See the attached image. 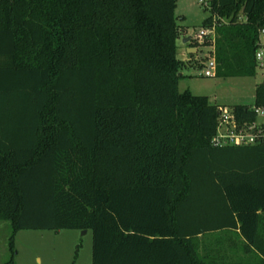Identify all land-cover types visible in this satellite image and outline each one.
I'll return each instance as SVG.
<instances>
[{"label": "trees", "instance_id": "1", "mask_svg": "<svg viewBox=\"0 0 264 264\" xmlns=\"http://www.w3.org/2000/svg\"><path fill=\"white\" fill-rule=\"evenodd\" d=\"M176 4L0 0L9 250L19 230H90L91 264H264V145L212 146L219 106L177 89ZM207 7L202 25L226 22L213 42L189 45L211 49L215 76L255 77L264 0ZM254 105L264 106V79ZM11 117L18 127L4 129ZM236 232L247 260L226 251Z\"/></svg>", "mask_w": 264, "mask_h": 264}, {"label": "rangeland", "instance_id": "2", "mask_svg": "<svg viewBox=\"0 0 264 264\" xmlns=\"http://www.w3.org/2000/svg\"><path fill=\"white\" fill-rule=\"evenodd\" d=\"M207 3L208 0H205ZM179 26V46L182 36L194 37L202 28V23L209 16V9L201 0H177L175 8ZM190 44V43H188ZM194 45V43L192 42ZM210 48L200 50L202 57L211 55ZM190 59L185 63L183 76L177 83L179 92L189 90L194 95L207 96L209 102L218 106L235 105L254 106V86L261 82L260 72L255 77H205L204 66L199 67ZM205 64V63H204ZM3 128L18 127L17 117L9 119ZM11 233L8 221L0 220V264H91L92 232L82 234L80 230H19L13 236V252L9 250ZM253 260V256H251Z\"/></svg>", "mask_w": 264, "mask_h": 264}, {"label": "built area", "instance_id": "3", "mask_svg": "<svg viewBox=\"0 0 264 264\" xmlns=\"http://www.w3.org/2000/svg\"><path fill=\"white\" fill-rule=\"evenodd\" d=\"M205 6L208 5L205 0H201ZM225 20L213 19L211 23L202 25L200 31L191 37L194 45H201L204 42H213L216 35V28L225 23ZM257 50L255 52V68L260 72L264 79V29L260 31ZM189 40V41H190ZM203 76H215L216 63L213 54L206 57ZM254 119L251 121L243 119L238 120L231 107L219 106L216 132L211 140L212 146L224 147L233 146H254L264 145V106L249 107Z\"/></svg>", "mask_w": 264, "mask_h": 264}, {"label": "crops", "instance_id": "4", "mask_svg": "<svg viewBox=\"0 0 264 264\" xmlns=\"http://www.w3.org/2000/svg\"><path fill=\"white\" fill-rule=\"evenodd\" d=\"M183 38L181 39V46H179L178 49V57L181 61H183L184 63H190L189 60L190 59H197V58H201L202 56L200 55V53L198 52L196 47L190 46L188 43L186 44H182V40L188 36H182ZM192 55V56H190ZM181 75L183 76V74L181 73ZM258 83L255 84V86ZM254 86V89H255ZM244 240L242 238L239 237L238 232L234 233V234H227L226 235V241H225V247H226V251L228 253V256L233 260V261H244V259H248L250 257V254H245L243 251V247H244ZM213 248V247H212Z\"/></svg>", "mask_w": 264, "mask_h": 264}, {"label": "water", "instance_id": "5", "mask_svg": "<svg viewBox=\"0 0 264 264\" xmlns=\"http://www.w3.org/2000/svg\"><path fill=\"white\" fill-rule=\"evenodd\" d=\"M190 39H191L190 36L184 38V39L182 40V44H186ZM86 232H87L86 230H83V231H82V234H85Z\"/></svg>", "mask_w": 264, "mask_h": 264}]
</instances>
